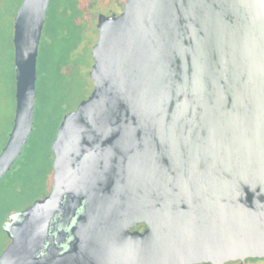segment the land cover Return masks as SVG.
I'll use <instances>...</instances> for the list:
<instances>
[{
  "label": "water",
  "instance_id": "water-1",
  "mask_svg": "<svg viewBox=\"0 0 264 264\" xmlns=\"http://www.w3.org/2000/svg\"><path fill=\"white\" fill-rule=\"evenodd\" d=\"M50 2L22 0L15 15L0 181L34 127ZM97 28L94 88L51 142V189L2 228L33 246L31 264L264 258V0H125L101 9ZM82 205L71 249L35 257Z\"/></svg>",
  "mask_w": 264,
  "mask_h": 264
},
{
  "label": "rangeland",
  "instance_id": "rangeland-1",
  "mask_svg": "<svg viewBox=\"0 0 264 264\" xmlns=\"http://www.w3.org/2000/svg\"><path fill=\"white\" fill-rule=\"evenodd\" d=\"M91 1L55 0V5L58 6V17L62 24L59 25L56 39L47 35V24L43 30L37 79L38 85L40 82L43 83V88L41 91L38 90L34 127L25 146L26 149L9 174L2 178L0 195L7 197L9 192H12L13 178L27 181L28 172L18 168L20 159L26 156L29 146L39 147L41 143L45 148L42 152H35L34 147L32 149L36 153V162L31 168L35 184H32L25 194L21 193L19 199L16 196L11 197L7 201V207L13 208L16 206L15 203H26L30 197H42L51 188L53 151L51 144L49 145V139L56 134L57 125L60 124L64 114L75 109L94 88L89 73L93 65L92 48L98 38V31L96 21L91 20L88 14ZM100 1L106 3V0ZM94 9L98 7L95 5ZM14 11L12 4L10 10L2 14L0 18V150L5 137L4 131L9 128V121L14 115L15 68L12 47ZM71 33L75 36L69 39ZM16 187L23 190L20 185ZM3 238L0 234V243L3 242ZM248 264H264V258L250 257Z\"/></svg>",
  "mask_w": 264,
  "mask_h": 264
},
{
  "label": "flooded vegetation",
  "instance_id": "flooded-vegetation-1",
  "mask_svg": "<svg viewBox=\"0 0 264 264\" xmlns=\"http://www.w3.org/2000/svg\"><path fill=\"white\" fill-rule=\"evenodd\" d=\"M11 3L16 5L15 13L13 14V22L15 19V15L17 10L22 3V0H0V18L2 14H5L8 10H10ZM51 3V2H50ZM125 3V0H106V3H103L100 0H92L90 2V10L88 12L90 19L96 21V27L99 19V13L101 9H113V8H121ZM98 7V9H94V7ZM48 15V14H47ZM98 31V28H97ZM99 35V34H98ZM13 55H14V45H13ZM94 62V61H93ZM15 68V66H14ZM14 113H15V100H14ZM14 118V115H13ZM51 189V188H50ZM47 191V193L50 191ZM46 193V194H47ZM85 212L84 205L80 206L77 210L76 215L72 218L70 225L66 229V231L59 235L60 230L57 226L50 227L48 236L46 237L44 244L42 246V250L40 253H35V257H38L40 260H45L46 262L52 260L54 257L62 254L72 247V242L75 240V233L73 232V226L76 224L78 217ZM6 218V216H5ZM4 218V219H5ZM4 219L2 221H4ZM2 223V222H1ZM0 223V226H1ZM146 221L138 222L133 226L134 229L143 231L146 227ZM0 234L4 237L3 242L0 243V264H31L32 263V250L33 246L29 245L24 248L20 245L14 238L9 234V232L0 227ZM247 259L244 264H246ZM196 264H210V263H196ZM224 264H241V260H230L225 262Z\"/></svg>",
  "mask_w": 264,
  "mask_h": 264
},
{
  "label": "trees",
  "instance_id": "trees-1",
  "mask_svg": "<svg viewBox=\"0 0 264 264\" xmlns=\"http://www.w3.org/2000/svg\"><path fill=\"white\" fill-rule=\"evenodd\" d=\"M13 3H11L12 5ZM11 8V7H10ZM13 8L16 9V5L13 4ZM15 13V11L13 12V14ZM46 30H47V35L52 37L53 39L56 37L57 33H58V29H60L59 25L62 24V21H60L59 17H58V6L55 5V0H51L50 6H49V10H48V15H47V20H46ZM71 25V24H70ZM68 25V26H70ZM58 30V31H57ZM72 32H74L72 30ZM75 36L74 33L70 34V38H73ZM56 39V38H55ZM13 47V46H12ZM40 88V89H39ZM43 88V83L40 82V85H38V81H37V95H38V90H42ZM15 100V99H14ZM13 100V102H14ZM37 101V100H36ZM12 123H13V116H11V119L9 121V128L4 131L5 133V137H4V141H3V145L5 144L7 138H8V133L12 127ZM59 125H57L58 127ZM56 133V131H55ZM56 135V134H55ZM55 135L49 139V145L51 144L53 138L55 137ZM3 147V146H2ZM34 147L35 152H42V149L45 148L43 146V144H39L38 146H34L31 145L28 148V151L26 153V156L21 160L20 159V166H19V170H22L23 172H28L27 173V181L24 180H14V178L11 181V185H12V192H9V195L6 197L5 195H0V223H3V219L5 218V216H7L9 213L16 211V210H20L24 207H26L28 204L32 203L36 198L38 197H30L29 200L26 203H15L13 208H10L9 206L7 207V201H9V199L13 196H16L17 199H19V196L22 194H25L26 190L32 186V184H35V178H34V173L31 171L32 166L35 164L36 162V153L34 152V150H32ZM26 149V147H25ZM50 153V152H49ZM9 174V172L3 177V179ZM3 179H1L0 183L3 181ZM21 182V183H20ZM17 185L21 186V189H17ZM16 200V199H15ZM1 223V224H2ZM253 259V258H251ZM248 260L249 258H247L246 264H248Z\"/></svg>",
  "mask_w": 264,
  "mask_h": 264
}]
</instances>
